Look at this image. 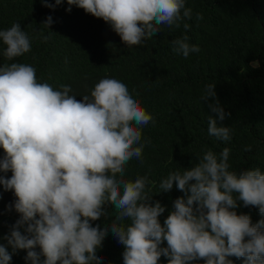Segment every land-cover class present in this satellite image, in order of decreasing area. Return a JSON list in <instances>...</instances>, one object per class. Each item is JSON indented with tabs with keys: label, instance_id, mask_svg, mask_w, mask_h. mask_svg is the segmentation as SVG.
Returning a JSON list of instances; mask_svg holds the SVG:
<instances>
[{
	"label": "clouds",
	"instance_id": "9594fccd",
	"mask_svg": "<svg viewBox=\"0 0 264 264\" xmlns=\"http://www.w3.org/2000/svg\"><path fill=\"white\" fill-rule=\"evenodd\" d=\"M54 8L63 0H41ZM70 6L103 19L127 46L142 45L161 26L189 30L192 9L186 0H67ZM203 19L202 14L196 15ZM52 17L43 25L50 28ZM188 37L173 40V51L187 58L198 53ZM2 55L13 61L31 51V40L20 23L0 30ZM258 67V61H253ZM71 87L55 90L38 83L36 69L24 63L0 65V175L5 191L16 197L20 219L0 239V264H10L12 253L27 250L31 264H99L97 250L111 231L124 246L123 264H264V219L253 224L247 214H237L238 201L264 216V172L260 168L230 171L229 148L219 157L206 151L198 163L183 172L174 171L160 183L163 192L176 188L184 193L173 202L164 220L165 206L151 203L146 176L124 179L125 166L140 159L144 143L142 128L153 116L115 78L101 79L90 96L77 100ZM215 117L208 116V135L231 140V129L218 126L226 113L216 99L215 85L206 86L201 100ZM227 115H230L227 114ZM147 143V142H145ZM251 151V146L245 148ZM115 208V219L103 228L93 221L105 214V205ZM128 221V223H125ZM26 225V227H24ZM24 228V232H21ZM167 247H161L163 242ZM8 246L12 248L9 253ZM39 247L40 251L35 249ZM44 259L41 261L40 257Z\"/></svg>",
	"mask_w": 264,
	"mask_h": 264
},
{
	"label": "trees",
	"instance_id": "16d2710c",
	"mask_svg": "<svg viewBox=\"0 0 264 264\" xmlns=\"http://www.w3.org/2000/svg\"><path fill=\"white\" fill-rule=\"evenodd\" d=\"M48 3L55 5V0ZM69 7L67 0L54 8L44 6L41 0H0V30L18 22L31 40V51L13 61L3 57L6 46L0 42V65H31L38 83H47L55 90L70 86V95L77 100L90 96L101 79L125 83L154 123L142 128V157L127 163L124 179L148 178L146 191L152 196L151 203L159 201L165 206L159 217L162 225L173 210L174 200L184 193L175 184L171 191H161V181L171 172L195 166L206 151L219 157L229 148V170L237 174L254 168L264 172V0H186V7L192 9V19L185 21L189 30L183 24L179 29L161 26L152 38L131 47L103 19L75 5L67 11ZM198 13L203 19H196ZM49 16L53 20L50 28L43 25ZM184 36L189 45L200 48L187 58L175 53L171 43ZM253 61H258V67ZM209 84L215 85L216 99L226 113L217 123L231 129L228 142L208 135V116L216 115L209 104L215 100L201 97ZM248 146L251 151H245ZM3 156L0 148V158ZM0 175L10 178L12 173ZM15 199L14 193L0 184V237L8 235L20 219ZM104 207L105 214L93 221V226L103 228L115 219L114 206ZM235 211L249 215L253 224L264 219L258 208L245 207L242 201ZM20 230L24 232V228ZM0 243L7 245L3 239ZM161 247H167V242ZM35 250L40 251L39 247ZM8 251L12 253L10 246ZM123 251L124 246L109 230L97 250L103 258L99 264H123ZM26 255L27 250H17L10 264H31ZM229 259L233 264H244L243 258ZM158 264H168L167 258L161 256Z\"/></svg>",
	"mask_w": 264,
	"mask_h": 264
}]
</instances>
